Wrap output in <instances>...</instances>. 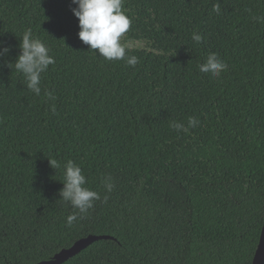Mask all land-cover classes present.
<instances>
[{
  "label": "trees",
  "instance_id": "1",
  "mask_svg": "<svg viewBox=\"0 0 264 264\" xmlns=\"http://www.w3.org/2000/svg\"><path fill=\"white\" fill-rule=\"evenodd\" d=\"M74 7L0 0V264H35L90 234L112 238L61 264H251L264 221V0H124L135 67L89 50ZM28 29L55 59L39 96L11 64ZM212 52L228 65L219 78L199 71ZM189 117L188 132L170 127ZM68 160L101 195L70 227Z\"/></svg>",
  "mask_w": 264,
  "mask_h": 264
},
{
  "label": "clouds",
  "instance_id": "2",
  "mask_svg": "<svg viewBox=\"0 0 264 264\" xmlns=\"http://www.w3.org/2000/svg\"><path fill=\"white\" fill-rule=\"evenodd\" d=\"M76 7L71 11L78 18L79 31L78 38L89 47L96 55L107 61L126 60L129 66L135 67L139 63L136 56H127L128 46L122 42V38L129 31L132 20L123 9L124 0H71ZM213 11L220 14V4L213 7ZM257 22H264V17L256 16ZM194 43L202 41V35L198 32L192 34ZM20 52L15 60V71L24 77L25 86L36 96L41 94V78L50 65L55 64V59L50 55V48L39 38L35 37L31 29L26 30L19 43ZM7 47H0V56L7 54ZM228 65L215 52L210 53L205 61L199 65L201 73L210 74L214 78H219L226 72ZM49 100H55L51 91L45 93ZM52 111L55 106L52 105ZM198 121L194 117H189L187 126L178 122H172L170 127L176 131L188 132L190 128L196 127ZM49 165L53 169L59 168L60 163L49 160ZM63 188L59 196L64 202L70 203L78 210L66 217L67 226L78 219H83L93 208L94 202L101 199L100 193L85 185L86 177L82 169L72 160H68L64 166ZM102 183L106 192H111L114 188L111 176H106ZM107 200V196L104 197Z\"/></svg>",
  "mask_w": 264,
  "mask_h": 264
},
{
  "label": "water",
  "instance_id": "3",
  "mask_svg": "<svg viewBox=\"0 0 264 264\" xmlns=\"http://www.w3.org/2000/svg\"><path fill=\"white\" fill-rule=\"evenodd\" d=\"M112 238L109 235H95L90 234L76 240L70 247L62 248L60 251L55 253L50 259L41 260L35 264H61L70 257L74 256L88 245L99 239ZM251 264H264V221L259 237V242L255 250Z\"/></svg>",
  "mask_w": 264,
  "mask_h": 264
}]
</instances>
